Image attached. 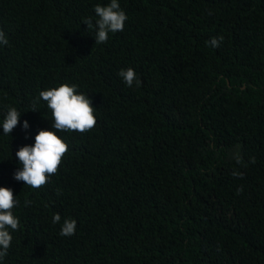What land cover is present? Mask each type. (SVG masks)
Masks as SVG:
<instances>
[{"label":"trees","instance_id":"obj_1","mask_svg":"<svg viewBox=\"0 0 264 264\" xmlns=\"http://www.w3.org/2000/svg\"><path fill=\"white\" fill-rule=\"evenodd\" d=\"M109 2L0 0V125L14 107L30 126H0L20 221L0 264H264V0H118L124 29L96 44ZM61 83L90 98L92 130L52 128L39 92ZM40 129L68 152L33 189L15 152Z\"/></svg>","mask_w":264,"mask_h":264},{"label":"clouds","instance_id":"obj_2","mask_svg":"<svg viewBox=\"0 0 264 264\" xmlns=\"http://www.w3.org/2000/svg\"><path fill=\"white\" fill-rule=\"evenodd\" d=\"M94 13L95 21L94 39L96 44L107 43L109 33L123 31L127 15L121 10L118 0H110L105 5L96 4ZM83 23L87 28L93 27V21L85 18ZM223 37L212 38L210 45L219 47ZM8 40L5 33L0 30V45H7ZM118 76L123 82L132 87L134 82L138 83L137 75L132 68L121 69ZM39 99L46 102L51 113L52 128L58 132L85 133L96 126L95 107L92 105L88 95L77 90V85L61 83L39 92ZM37 102H33L30 110L38 111ZM21 112L14 107H9L2 121V129L5 135H9L18 125L27 132L29 123L24 120L20 124ZM56 131L40 129L34 136V143L23 145L15 152L20 167L13 173V178L22 181L33 189H39L48 183L49 177L58 171L62 159L68 152V146L64 140L56 134ZM239 162V156H236ZM233 175H239L233 173ZM18 201L9 187L0 186V259L8 254L11 246L12 235L9 229L17 231L20 221L13 214V209ZM61 216L54 214L52 223H60ZM76 232V222L72 219H64L59 235L72 236Z\"/></svg>","mask_w":264,"mask_h":264}]
</instances>
